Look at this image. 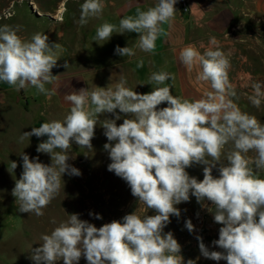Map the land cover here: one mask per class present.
Listing matches in <instances>:
<instances>
[{
	"label": "clouds",
	"instance_id": "9594fccd",
	"mask_svg": "<svg viewBox=\"0 0 264 264\" xmlns=\"http://www.w3.org/2000/svg\"><path fill=\"white\" fill-rule=\"evenodd\" d=\"M177 0H157L147 10L137 8L136 14L119 20V25L105 22L96 29L95 41H108L113 33H136L135 45L144 53H154L156 41L163 33L162 25L175 19ZM104 0H84L78 23L87 25L90 19L102 15ZM20 25H0V82L16 91L35 88L38 93L52 96L59 75V43L49 44L44 33L30 38L19 35ZM210 46L201 53L189 44L179 52L180 62L188 69L199 65V81L210 84L209 91L198 99L174 96L165 82L175 79L165 71L153 72L149 84H155L149 93H138L127 86L121 75L119 81L107 87L82 88L64 96L70 111L63 120L53 119L23 132L19 142L35 136L47 137L36 151L50 155L51 164L30 159L20 154L23 171L15 181L12 195L18 211L43 215L55 199L64 182L62 177L80 176L81 172L68 163V150L73 143L92 150L91 141L99 124L104 129L107 151L114 172L130 187L139 205L154 210V215L126 214L96 227L79 214H68L66 220L41 236V245L31 248L34 264H79L81 257L87 264H184L181 245L171 231L164 228L171 216H180L176 205L189 202L190 196L213 214L221 225L219 238L212 244L222 251H210L203 238L197 236L200 253L227 264H264V123L240 109L239 97L230 81V52L211 37ZM116 54L122 57L136 55L133 47L117 45ZM139 59L137 67H143ZM67 62L63 67L67 68ZM160 85H165L160 87ZM248 96L259 108L264 101V81L251 83ZM166 103V107H158ZM124 114L123 122L117 121ZM110 113L114 119H103ZM59 149V151H57ZM254 153L250 157L249 153ZM193 165L203 166V179L198 180L186 171ZM218 167V176L213 169ZM17 168L10 162L9 171ZM205 202H210L211 207ZM92 215V213H90ZM96 219H101L99 214ZM191 233V220L185 222ZM187 264H195L191 259Z\"/></svg>",
	"mask_w": 264,
	"mask_h": 264
},
{
	"label": "rangeland",
	"instance_id": "374dc122",
	"mask_svg": "<svg viewBox=\"0 0 264 264\" xmlns=\"http://www.w3.org/2000/svg\"><path fill=\"white\" fill-rule=\"evenodd\" d=\"M83 2L84 0H0V25H20L19 35L24 38H30L37 32L47 36L62 32L68 42L86 48L97 42L93 38L97 27L101 25L103 14L81 26L78 20ZM114 15L113 6L104 7V22L113 21ZM166 106L164 103L158 107ZM241 110L264 123V101L259 108L249 102ZM117 113L120 114L119 110ZM67 114L68 112L55 107L41 106L35 97L28 96L23 89L18 92L7 83L0 82V264H34L30 259L31 248L40 247L41 236L50 234L57 226L52 223L53 220L58 224L66 220L68 214H79L80 219L87 220L98 228L113 220L122 221L126 214L135 211L141 216L156 214L154 210L139 205L126 181L108 171L111 160L103 147L108 141L99 124L91 141L92 150L79 147L75 143L68 150L72 156L68 163L79 169L81 175L65 174L62 177L64 187L62 184L59 195L42 209L43 215L18 211L12 190L23 171L20 154L23 152L30 159L39 157L40 162L51 164L50 155L36 151L38 144L47 137L32 136L23 142H19V137L43 122L63 120ZM120 115L118 125L125 118L124 114ZM105 118L114 119V115L106 113L100 117L101 121ZM248 155L253 157L254 153L250 152ZM12 161L17 163V168L10 172ZM218 167L219 165L213 169L214 176L219 175ZM186 171L198 180L203 179L202 165H193ZM261 176L264 177V173ZM205 203L211 207L210 202ZM176 207L181 214L179 217H170L171 222L164 228V232L173 233L181 245L180 254L184 257V264H187L188 257L195 259L201 256L196 237L200 236L203 240L212 242L217 239L213 234L214 228L221 225L214 222L213 214L198 203L194 196H190L189 202H182ZM96 214L102 218L96 219ZM187 220H191L195 231L190 233L187 230ZM58 264H63V261ZM79 264H87L86 259L81 257Z\"/></svg>",
	"mask_w": 264,
	"mask_h": 264
},
{
	"label": "crops",
	"instance_id": "0c3cea01",
	"mask_svg": "<svg viewBox=\"0 0 264 264\" xmlns=\"http://www.w3.org/2000/svg\"><path fill=\"white\" fill-rule=\"evenodd\" d=\"M157 0H110L105 6H113L114 20L105 21L119 25V20L128 15H135L137 8L147 10L155 6ZM175 19L171 24L162 25L163 33L156 41L154 53H144L135 45L138 42L136 33H113L108 41H97L84 48L68 42L64 34L48 36L49 44L59 43L58 67L52 69L53 75H59L55 85V94L45 96L35 88L23 89L30 97H35L44 107H55L69 112L70 104L64 96L73 90L82 88L107 87L114 85L122 76L127 79V86L138 93L152 91L155 84H149L153 72L165 71L174 75L175 79L165 82L174 96L198 99L206 91L211 90L208 82L199 81L197 75L199 65L188 69L179 60V52L185 46L192 44L203 53L209 47L211 37L219 41V46L225 52H230V81L235 85L237 96L235 102L241 108L250 101L251 83L264 81V0H177ZM185 9H188L186 11ZM101 25L104 22V9ZM133 47L136 55L122 57L115 49ZM143 59V67H137L139 59ZM67 62V68L63 65ZM165 85H160L163 87ZM263 102V101H262ZM255 155V154H254ZM219 228L215 227L213 234L219 238ZM216 239V240H217ZM210 251H222L212 242L203 240ZM199 244V242H198ZM188 257L195 264H227L197 256Z\"/></svg>",
	"mask_w": 264,
	"mask_h": 264
},
{
	"label": "bare ground",
	"instance_id": "6f19581e",
	"mask_svg": "<svg viewBox=\"0 0 264 264\" xmlns=\"http://www.w3.org/2000/svg\"><path fill=\"white\" fill-rule=\"evenodd\" d=\"M32 4L34 5V7H35L36 9H39V7H38L37 4H35V3H33V2H32Z\"/></svg>",
	"mask_w": 264,
	"mask_h": 264
},
{
	"label": "built area",
	"instance_id": "2783aa9c",
	"mask_svg": "<svg viewBox=\"0 0 264 264\" xmlns=\"http://www.w3.org/2000/svg\"><path fill=\"white\" fill-rule=\"evenodd\" d=\"M186 11H188V9H185Z\"/></svg>",
	"mask_w": 264,
	"mask_h": 264
}]
</instances>
